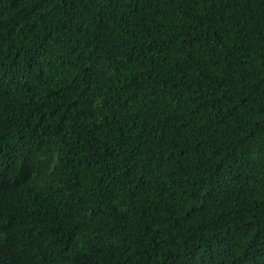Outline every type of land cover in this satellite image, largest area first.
Instances as JSON below:
<instances>
[{
	"label": "trees",
	"instance_id": "obj_1",
	"mask_svg": "<svg viewBox=\"0 0 264 264\" xmlns=\"http://www.w3.org/2000/svg\"><path fill=\"white\" fill-rule=\"evenodd\" d=\"M0 264H264V0H0Z\"/></svg>",
	"mask_w": 264,
	"mask_h": 264
}]
</instances>
